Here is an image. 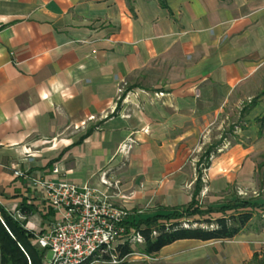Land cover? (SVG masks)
Returning <instances> with one entry per match:
<instances>
[{"label": "crops", "instance_id": "0c3cea01", "mask_svg": "<svg viewBox=\"0 0 264 264\" xmlns=\"http://www.w3.org/2000/svg\"><path fill=\"white\" fill-rule=\"evenodd\" d=\"M263 118L264 0H0V206L33 207L32 232L55 217L34 177L145 217L187 206L201 168V205L205 186L259 205L225 251L245 264L264 249ZM182 242L204 241L161 250Z\"/></svg>", "mask_w": 264, "mask_h": 264}, {"label": "trees", "instance_id": "16d2710c", "mask_svg": "<svg viewBox=\"0 0 264 264\" xmlns=\"http://www.w3.org/2000/svg\"><path fill=\"white\" fill-rule=\"evenodd\" d=\"M209 153L210 150H206L200 159V162L203 159L205 161L203 167L207 166ZM200 170L197 168L198 177L191 201L183 209H172L145 217L135 214L125 221V234L138 232L142 243L133 247L128 241L119 244L117 264H123L128 256L133 255L136 252L134 247L139 255L152 256L178 240L223 241L240 233L253 217L254 210L259 207L258 203L249 199H236L219 207L203 208L198 200ZM33 210L24 201L18 209L24 217L29 216ZM33 240L34 233L25 228V221L14 218L0 206V264H44L42 258L46 250L36 247ZM103 258L107 260L109 257L104 255ZM245 264H264V249L254 253Z\"/></svg>", "mask_w": 264, "mask_h": 264}, {"label": "built area", "instance_id": "2783aa9c", "mask_svg": "<svg viewBox=\"0 0 264 264\" xmlns=\"http://www.w3.org/2000/svg\"><path fill=\"white\" fill-rule=\"evenodd\" d=\"M127 147L123 145L121 149ZM14 175L25 176L14 170ZM40 186L54 219L45 232L34 233L33 243L50 254L47 264H115L119 262L117 247L128 241L133 247L142 243L138 232L125 234V221L139 211H131L115 204L108 195L91 185H76L61 179H31ZM99 181L106 187L117 188L119 181L109 179L106 171L99 173ZM15 216L20 218L19 212ZM14 216V217H15ZM104 255L109 258L105 260Z\"/></svg>", "mask_w": 264, "mask_h": 264}, {"label": "rangeland", "instance_id": "374dc122", "mask_svg": "<svg viewBox=\"0 0 264 264\" xmlns=\"http://www.w3.org/2000/svg\"><path fill=\"white\" fill-rule=\"evenodd\" d=\"M236 123V122H235ZM230 127H222L221 130L217 131L211 135L209 141H219L223 138L230 139L233 138L230 136ZM236 130V129H235ZM211 149V148H210ZM209 149V150H210ZM206 149L195 150L194 154H202L204 156ZM211 151V150H210ZM205 163L204 159L202 164ZM205 173V172H204ZM206 181V178H204ZM205 184V183H204ZM206 185V184H205ZM204 185V186H205ZM207 187H203V196H201V202L203 208L208 206L219 207L222 204H228L237 199V195L241 197H248V191H244V189H239L237 187L229 189L225 191L223 194L217 197H210L207 195V191L205 192ZM209 191V190H208ZM259 191V190H258ZM247 194L246 196L244 194ZM157 212L150 213L153 215L154 213L164 212L163 210H156ZM259 211H256L255 217L258 219L260 216ZM15 216V215H14ZM212 216H216L213 214ZM18 218V217H17ZM22 221V218H19ZM41 233V232H39ZM230 240V239H229ZM229 240L223 241H204V242H182L181 244H176L171 248H167L161 250L152 256H144L139 255L137 252V248L134 247L136 251L133 255L128 256L123 264H229L227 261V256L225 254L226 247ZM38 247L37 245H35ZM39 248V247H38ZM50 254L45 252L44 257L42 258V262L46 263V260L49 259ZM106 264V263H100ZM117 264V263H115Z\"/></svg>", "mask_w": 264, "mask_h": 264}]
</instances>
